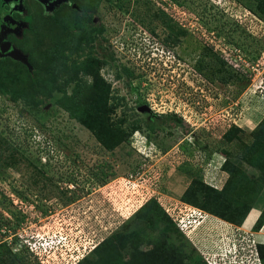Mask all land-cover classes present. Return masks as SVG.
<instances>
[{"label":"rangeland","instance_id":"1","mask_svg":"<svg viewBox=\"0 0 264 264\" xmlns=\"http://www.w3.org/2000/svg\"><path fill=\"white\" fill-rule=\"evenodd\" d=\"M98 2L82 0L91 13L69 12L66 20L45 13L22 43L27 64L0 59V107L8 108L0 110V264L92 259L150 200L175 221L188 220L180 208L193 206L183 202L192 181L221 189L229 178L222 164L239 160L240 137L230 143L224 135L236 125L249 141L248 133L264 125L259 0H120L122 8L103 11L110 29L96 9L111 1ZM86 62L99 73L83 74ZM97 74L113 108L108 124L130 134L113 151L63 108L82 80L99 88ZM238 163L235 191L263 209L264 190L257 196L251 186L258 173ZM200 211L192 227L173 222L178 234L170 240L188 242L183 228L208 264H235L230 242L245 236L247 264H260L252 233L261 230L250 233L254 209L239 231Z\"/></svg>","mask_w":264,"mask_h":264},{"label":"trees","instance_id":"2","mask_svg":"<svg viewBox=\"0 0 264 264\" xmlns=\"http://www.w3.org/2000/svg\"><path fill=\"white\" fill-rule=\"evenodd\" d=\"M257 9L264 16V0H259ZM81 67L85 75H89L90 70L98 69L99 73V68H94L91 62H86ZM96 78L99 88L95 87L96 85H89L87 81L83 83L82 80L73 90L67 103L63 104V108L72 113L73 118L94 134L107 150L113 151L130 134L122 127L114 129L108 124L113 108L108 105V94H106L101 75L97 74ZM83 92L87 93V101L79 98ZM78 101L81 107H78ZM7 109L6 106L0 107V110L4 112ZM146 114L149 113L146 112ZM150 114H153V117L156 116V113ZM174 119L182 122L181 118L174 117ZM240 134H245L244 129L235 125L224 135V138L227 142L233 143L237 137H240L236 140L239 142L236 155V157L239 156V160L236 162L245 161L258 173V178L253 183L251 181V186L258 196L264 190V125L248 133L249 141ZM236 162H231L227 157L221 167L229 174L224 187L218 189L204 183L202 181L204 178L199 180L197 177L186 190L183 202L235 226H242L255 207L256 199L251 201L247 193L243 196L239 191H235L238 176L241 173V163H238L236 167ZM102 174L104 177L109 176L104 171ZM129 221L130 223H126L95 248L92 259H83L84 261L78 264H207L198 255L184 252L180 242L176 244L170 240V235L178 234V230L173 229L174 220L165 213L156 200L146 203ZM263 226L264 208L253 230L260 231ZM257 249L264 264V245H258ZM21 260H24V257H21Z\"/></svg>","mask_w":264,"mask_h":264},{"label":"flooded vegetation","instance_id":"3","mask_svg":"<svg viewBox=\"0 0 264 264\" xmlns=\"http://www.w3.org/2000/svg\"><path fill=\"white\" fill-rule=\"evenodd\" d=\"M103 1L105 0H99V2ZM106 1H111L107 4L108 9L106 10L103 8V5L98 4L96 11L101 13L100 18L102 17V26L104 28L106 27L110 29L109 25L107 26V23L103 21V17L108 18V13L104 14L103 11L112 12L116 9L122 8V2H120V0ZM81 2L82 0H0V59L10 58L14 61H19L20 63L27 64L30 55L27 52L28 47H25L22 43L29 38L36 26L40 22L44 21L45 13H48L50 16L54 17L55 20H57L61 13L64 15V20L70 18L69 12H74L76 16L91 13L87 10L86 6L82 5ZM65 10L67 11V13ZM112 35L113 32L108 31L107 38H109L111 41L113 39ZM148 109L150 110L149 107H146L144 111H147ZM69 192H73V200L78 199V190L75 189V191ZM202 214L199 213L198 216L190 215L191 217L188 220H184L183 223L187 222L190 227H192L193 221L197 222L199 221V219L203 218ZM231 225L235 226L233 224ZM235 227L237 228L236 230H240L238 226ZM252 231H250V233ZM253 234L254 232L252 233V235ZM182 236H184L183 238L188 239V242L185 239H183V241H178L183 245L185 250L184 252L188 254L192 253L189 250L192 249L191 246L189 247V245L191 244L200 254V258H202V260L207 263V257L203 255L202 251H200L199 247L193 242V240H191V238H188L183 232ZM240 237H242V235H240ZM245 239L246 237L243 236L239 241L240 245L243 246V248L247 249V243L245 242ZM231 241L232 242H230V244L234 246L236 241L238 240L237 238L233 237V240Z\"/></svg>","mask_w":264,"mask_h":264},{"label":"clouds","instance_id":"4","mask_svg":"<svg viewBox=\"0 0 264 264\" xmlns=\"http://www.w3.org/2000/svg\"><path fill=\"white\" fill-rule=\"evenodd\" d=\"M226 161V160H225ZM225 161H224V163H225ZM223 163V164H224ZM222 164V165H223ZM222 167V166H221ZM189 207H191L193 210H195V212H193V214L192 213H188V215L189 214H191V215H196V216H198V214L199 213H201V211L199 210V209H197V208H195V207H193V206H189ZM254 209V208H253ZM261 213H262V211H261ZM202 214V213H201ZM185 215V214H184ZM261 216V215H260ZM180 218H182L183 219V216H181ZM259 219V218H258ZM257 221L258 220H256V222L254 223V225L250 228V230L252 231L253 230V228H254V226H255V224L257 223ZM186 223V224H185ZM187 222H184L183 223V221L181 222V226L183 225V227L184 228H187ZM189 225V224H188ZM244 225V224H243ZM180 228V227H179ZM236 228V227H235ZM237 229V228H236ZM262 230H264V228H262ZM262 230L259 232V233H263L262 232ZM254 231V230H253ZM182 232H184V230H182ZM256 234H258V233H254L252 236H253V238H254V242H255V251H256V254H257V256H258V260H259V262H260V264H262L261 263V259H260V256H259V254H258V249H257V247H258V245H264V243H260V242H256ZM62 238H64L63 236H61ZM66 240V239H65ZM64 240V241H65ZM62 242V241H61ZM60 242V243H61ZM234 247V249L232 250V254H233V256H232V258L234 259V261H235V264H247L248 263V257H247V253H246V251H247V249L246 248H243V246H241L240 245V243H235V245L233 246ZM85 258V257H84ZM214 264H225V262H222V260H221V258H220V260L218 261V262H216V263H214Z\"/></svg>","mask_w":264,"mask_h":264},{"label":"built area","instance_id":"5","mask_svg":"<svg viewBox=\"0 0 264 264\" xmlns=\"http://www.w3.org/2000/svg\"><path fill=\"white\" fill-rule=\"evenodd\" d=\"M180 212H182L183 211V213L184 214H188V213H192L193 214V212H195V210H193L191 207H189V206H186V205H184V208H180ZM183 214V215H184ZM170 217L174 220V222L177 224V226L179 227V226H181V222H182V218H179V220L177 221H175V217L173 216V215H170ZM181 227H183V225L181 226ZM184 228V227H183ZM183 228H181L182 230H184ZM62 238V237H61ZM63 239V238H62ZM63 240H65V239H63ZM61 241H58V244H61L60 243Z\"/></svg>","mask_w":264,"mask_h":264},{"label":"crops","instance_id":"6","mask_svg":"<svg viewBox=\"0 0 264 264\" xmlns=\"http://www.w3.org/2000/svg\"><path fill=\"white\" fill-rule=\"evenodd\" d=\"M254 210L257 212L256 214V218H255V220L254 221H252L251 223H252V226L254 225V223L256 222V220H258V218L260 217V215H261V211H262V209H260V208H254ZM256 237H259V236H261L262 238L264 237V233H258V234H256L255 235Z\"/></svg>","mask_w":264,"mask_h":264}]
</instances>
